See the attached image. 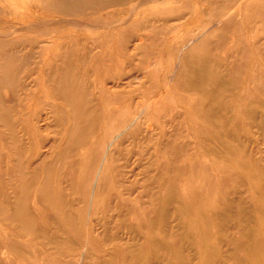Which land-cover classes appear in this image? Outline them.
I'll list each match as a JSON object with an SVG mask.
<instances>
[{
  "label": "rangeland",
  "instance_id": "374dc122",
  "mask_svg": "<svg viewBox=\"0 0 264 264\" xmlns=\"http://www.w3.org/2000/svg\"><path fill=\"white\" fill-rule=\"evenodd\" d=\"M29 1L31 2V0H21V4L15 8L20 10ZM139 1L103 0L97 8L87 6L82 13H78V11L71 13L67 17H75L86 23L95 18L107 21V23H97L96 27L83 32L81 35L79 34V36L74 35L77 36L74 39H70L68 36L58 39L57 33L64 31L68 33L70 30L65 26L57 27L56 23L48 28L36 29L26 33L10 27L4 28L1 25L7 20L6 12L0 6V32L7 34L5 31H11L12 34L11 36H0V54L4 44L7 43L6 40L10 37L15 38L13 48L18 52L16 56L18 78L16 86L13 88L14 94L12 88L9 87L0 91L2 100H6L4 107L7 109L5 110L9 113L6 119L0 117V135L6 139L0 138V153H3L4 156L0 159H6L7 162L10 158L19 160L16 156L13 158L12 152H10L11 148L17 146L18 150L23 151L19 163L27 174L32 172L34 167L40 163L39 160L33 158V148L39 145L38 134L34 135V140H31L30 135L25 130V125L27 126L31 123V119L35 118L34 114L48 118L46 122L43 120L39 124L43 127L40 138L45 141L40 152L44 154L43 156L58 159L61 172L67 169L73 160L79 159L87 150L86 147L80 146L73 154L57 157L52 154L50 148L55 135V126L54 122L50 123L52 117L50 118L51 115L47 111V100H51L50 91H54V88L46 85V74L49 71L50 61L60 49L59 46L66 49H76L77 54H82L85 57L84 59L75 57L70 70L73 68L75 79L77 81L80 79L82 86L85 87L86 84V91L90 100L94 99L95 95H99L101 99L98 103H102L103 110H105L107 90H119L126 94L123 100L112 101V104L106 106V109L114 110L117 106L120 107L121 110L117 109L116 113H122L126 122L120 121L121 114L110 120L102 118L97 133L92 138L101 142V136H104L107 129L110 128L111 132H117L118 128H125L132 121H136V124L127 130L123 137V153L116 152L114 154V159L117 158L114 164H117V168L122 170V175H115L114 170L112 176L109 175L110 178L108 177L105 193L95 200L96 209H99L103 206L106 197L113 198L112 208L109 212V236L107 238H112V235L115 234L118 235V240L110 244L114 245L121 242L124 245L127 241H132L137 232L143 236H157L161 231L162 226L159 221H149L148 225L138 228L129 225L127 220L129 217H136L140 214L147 217L172 218L174 215L183 214L203 224L201 229L194 230L197 241L202 245L199 247H202L204 251L203 264H264V90L259 89L257 100L247 94L238 97L237 93L241 90H251L254 86L252 83H247V71L243 72L236 68V83H233L226 62L219 64L213 60L204 63L199 60L197 53L194 54V57H189L185 63L183 79L186 83L184 85L174 88L171 83L167 84L161 77L162 86L159 85L160 90L155 89L154 93L148 92L146 89L149 82L144 76L143 70H132V67L128 66L121 79H105L107 71L104 70L107 69V63L111 64L112 60L115 62L114 64L112 61L113 69H116L117 65L120 64L122 58L115 51L110 52L117 44L116 42L130 33H135L139 39L144 33L140 28L146 25L150 27L147 33L152 37L145 42L142 52L147 51L148 64L151 66L153 63L158 64L160 66L158 73L163 74L169 70V65L175 62L173 54L169 53L170 44L167 43V39L171 38L177 29L179 35L183 36L184 39V35L188 34L190 30H199L206 25H208L206 28H209L218 18L225 20L234 10H238L240 2L244 0H205L198 2L187 0L184 4L181 3L186 0H160L157 3L142 5L139 4ZM250 3L261 8L260 11L255 13L244 8L242 14L237 16L239 26H231L226 30H219L211 34L212 40L220 37L225 40L220 50L212 51V57L227 56L230 48L234 50L233 58L230 60L236 59V49L234 48L236 45L234 46V44L240 39L248 40L252 35V33L244 34L242 32H247V25L251 21L247 17L256 15L258 18H262L264 15V12H261L264 11V0H250ZM201 7H205L202 12L197 9ZM120 8L122 9L120 10ZM151 12H155L157 17L150 19ZM47 15L45 9L39 12V17ZM53 17L59 19V16L55 14ZM190 21L187 30H181ZM203 22L206 24L203 25ZM120 23L121 25H119ZM104 24H106L105 27ZM152 25L156 26V29H151ZM159 29L161 30L160 33H158ZM71 31L78 30L73 29ZM218 35L219 37H217ZM106 36L107 38H105ZM137 37L133 40H136ZM51 41H55L57 46L52 47ZM138 42L140 41L137 40ZM142 57L143 53L139 54L135 62H141L142 60L139 61V59ZM262 62L264 64V58ZM188 64L200 69L206 66L207 71L194 72L188 68ZM208 67L213 68L214 72L208 71ZM218 68L219 71L216 74ZM157 79L155 77V82L161 84V81L157 82ZM200 79L208 82V88L213 84L217 85L220 92H217L216 101L220 100L222 103L223 111L221 114L205 117V111L208 109L205 103L193 107L188 102H182L181 98L205 99L209 97L205 91L206 87L203 89L201 82L199 86L189 84L190 80ZM243 81L244 83L241 84ZM259 83L263 86L264 80L259 81ZM161 90L163 92L168 90L172 100L165 99L162 102L159 101L157 106L154 105L157 114L153 117L150 112V108L153 110L152 105L150 107V102L154 98H160ZM60 103L66 106L65 102ZM3 109L0 105V112H3ZM190 112H195L196 117L190 118ZM84 120L86 122L87 119L84 118L82 122ZM73 121L74 118L69 116L67 124L64 123L62 127L60 126L62 129L60 138L65 136L66 127L72 126ZM22 128L25 131H22ZM13 135L17 136L16 144ZM169 141L174 143V147L165 152L166 150L162 146ZM182 144L188 145L183 153L182 151L178 152L177 149ZM64 146L66 144L59 147L57 152L63 153ZM188 150L189 152L186 154ZM176 155L179 157L177 164L172 158ZM192 157L196 160L197 166L204 164L209 168L212 180L210 178L209 189L205 190L206 182H203L201 172L195 173L193 180L199 181L196 187L201 199L198 198V201L194 200L185 204L184 201H178L177 191L181 189L187 192L191 189L188 184H185V181L189 179L190 171L194 166L193 163H190ZM154 158H158V161L166 163L168 166L163 171L165 174L162 176L163 178L157 182L154 177L156 175L158 177L159 174L156 173L155 166H152ZM112 163H110L111 170L115 168ZM189 163L191 164L190 171L188 170ZM62 166H64L63 169ZM86 166L87 163L80 166L77 174L82 173ZM113 166L114 168H112ZM180 167H186V170L179 174L178 168ZM176 174H179L178 177ZM61 186L67 187L70 194L66 197L65 215L70 213L80 220L75 231H78L85 240V229L90 227L91 219L101 215H91L90 207H86L87 204L84 199L79 200V192L69 186L68 182L62 181ZM132 188L134 193H132ZM121 191L126 193L121 196L122 199H141L142 206L137 212L127 209L120 213L117 203L121 200ZM34 206L38 207L37 204ZM188 206H191L193 212L187 210L186 207ZM21 217V214L14 209L12 204L5 203L3 195L0 194V226L5 230L7 229L8 232L11 230L18 234L5 237V230L0 231V247L2 246L0 257L3 259L0 264H33V256L38 249L43 253L48 250L57 252L61 256L69 254L65 247L67 245L60 242L73 241L74 238L71 234L62 233L58 227L53 226L52 229L58 234L56 237L48 235L43 230L30 228L31 223L20 220ZM98 233L99 238L104 237L103 229L100 226H98ZM160 233L165 235L163 232ZM7 238L13 241L11 242L12 245L8 244ZM180 240H182L180 252L190 254L191 258L194 259L193 254H195L196 249H199V247L196 248V242L194 248L188 249L184 245V239L180 238ZM142 241L143 239L140 240V242ZM191 241H196L193 236ZM88 245L86 250H78L77 263L99 264L97 252L90 244ZM105 248L110 249L107 246ZM198 262L194 259L192 264Z\"/></svg>",
  "mask_w": 264,
  "mask_h": 264
},
{
  "label": "bare ground",
  "instance_id": "6f19581e",
  "mask_svg": "<svg viewBox=\"0 0 264 264\" xmlns=\"http://www.w3.org/2000/svg\"><path fill=\"white\" fill-rule=\"evenodd\" d=\"M102 1L103 0H35L33 2V0H31V2L29 1L23 5L24 8L21 7L22 9L18 10L15 7L21 4V0H2V3L0 2V6L3 10L5 9L7 20H5L1 26L4 28L10 27L17 31L26 33L36 29L48 28L53 23H56L57 27L65 26L70 30L68 33H65V31L57 33L58 39L67 36L70 39H74L75 37L79 36V34L81 35L83 32L96 27L99 22L102 24L101 22L107 23V21L105 19L103 21V19L100 20V18H95L93 21L86 23L81 19L79 20L78 18L67 16L76 11H78V13H82L84 8L87 6L97 8L98 5H101ZM159 1L160 0H140L139 4L142 5L147 3H157ZM198 1L205 0H196V2ZM186 2L187 0L182 1L181 4ZM244 8L245 10L249 9L255 13L261 9L258 8L257 5L253 6V4L250 3V0H244L243 2H240L238 10H234V12L230 14L225 20L218 18L215 19L214 23L211 22L213 24L209 28H206L208 26L206 25L199 30H190L188 34H185L186 36L184 35V39L183 36L179 35V30L177 29L175 34L171 36V38L167 39V43L170 44L169 53L173 54L176 64H174V62L169 65V70H166L163 74L158 73L160 70V66L158 64L153 63V66L148 64L149 58L147 57V51L142 52L144 50L143 45L152 37L147 33V30L150 27L146 25L142 26L140 30L144 31V33L141 37L139 36V39L135 33L127 34L120 41L116 42L117 44L113 47V49L110 50V52L115 51L116 54L122 59L120 60V64L117 65L116 69H113V60L111 61V64H109V62L107 63V69H104L107 71V77L105 79H121L126 73V67L129 66L132 67V70H143L142 72L149 82L146 88L148 92L150 91L154 93L155 89L160 90L161 87H159V85L162 86V81L160 80L161 77V79L165 80L167 84L171 83L174 88H178L186 83L185 79H183V73L187 59L189 57H194V54L197 53L199 60L204 63L213 60L217 61L219 64L226 62V65L228 66L227 68L230 70V78H233V83H236V68L243 72L247 71V83H252L254 86L251 90H241L239 93H237V95L238 97H243L247 94L254 100H257L259 98V89L264 90V85L262 86L259 83V81L264 80V64L262 62V59L264 58V30H261L262 28L264 29V15H262V18H258L256 15H251V17L246 16L247 18H250L251 21L247 25V32H242L244 34L252 33V35L250 38L248 37V40L240 39L239 42L234 44V46L236 45V47L233 46L236 49L235 60H230V58H233L232 56L234 52V50H231L230 48L229 51L228 48H226L228 51L227 56L222 57L218 55L212 57V51L220 50L223 47L225 40L222 39V37L212 40L210 38L211 34L216 33L219 30H226L231 26H239V23L237 22V16L242 14ZM43 9L46 10L48 15L45 17H39V12ZM121 9L122 8H120V10ZM197 9L202 12L205 10V7ZM53 14L59 16V19L54 18ZM156 17L157 14L155 12H151L150 19ZM259 22L260 25H258ZM190 23L191 21L186 23V26H183L184 28L181 30L186 31ZM202 24L205 25L206 23L203 22ZM105 25L106 24H104V27ZM119 25H121V23ZM151 27V29H156V26L154 25ZM73 29H77L78 31H71ZM5 32H7V34L0 32V36L3 37L12 35L11 31ZM160 32L161 30L159 29L158 33ZM107 36L105 38H107ZM136 37L137 39L133 40ZM217 37H219V35ZM137 40L140 42L137 43ZM6 42L7 43L4 44L2 53L0 54V91L5 87H9L10 89L12 88L14 94L15 90L13 88L16 86L18 78V67L16 64V56L18 52H16L13 48L15 44V38L10 37V39H7ZM51 44L52 47L57 46L55 41H51ZM59 47L60 49L58 52H56V54H54L53 60L50 61V66L48 67L49 71L47 72V78L45 79L46 85L48 84L50 88H54V91H50L51 100H47V111L48 114L51 115L50 118L52 117L50 123L54 122L55 126V135L53 137L52 143L50 144V148L52 149V154L56 155L57 157L61 155L63 156L73 154V152L76 151V149L80 146L86 147L87 150L83 152L79 159L73 160L70 163V166L61 172V165H59L57 162L58 159H55L54 157L43 156L44 154L40 152L45 141L40 138L42 136L43 127H41L39 124L43 120L46 122V119L48 118H43L39 114H34L35 118L31 119V123L27 124L28 127L25 125V130L26 133L30 135L29 137L31 140H34V135L38 134L37 137L39 138V145L36 148H33V158L39 160L40 163L34 167L32 172L27 174L19 163V160H21L20 155H22L23 151L21 149L18 150L17 146L11 148L10 152H12L13 158L16 156L19 158V160H13L10 158L7 162L6 159H0V194L3 195L5 203L12 204L14 209L21 214L22 217L20 220H23L24 222L29 221L31 223L30 228L34 227L39 231L43 230L46 232V234L54 237H56L58 232L52 228H54L53 226H56L62 231V233L71 234L74 238L73 241L60 242L67 245L65 246L69 253L67 256H61L57 252L49 250L47 251V249V252L43 253L38 249L34 253V261H32V263L79 264L77 263L78 250H86V248L89 246L88 244H90V246L98 254L97 261L99 264H192L194 259L199 261L197 264H203L204 251L202 250V247H199L202 245L199 241H197L196 234L194 232L196 229H201L203 224L195 221L194 219H190L183 214L174 215L172 218L147 217L140 214H138L136 217H129L127 218L129 225L138 228L148 225L149 221H159L162 226L160 232H163L165 235L159 232L157 236H143L140 232H137L132 241H127V243L124 245L121 242L115 243L114 245L110 244L118 240V235L115 234L114 236L112 235V238H107V236H109V212L112 208L113 198H109V196L106 197L103 201V206L99 209H96L95 200L105 193L107 189L108 177L109 175L110 177L112 176L114 170L116 172L115 175H122V170L117 168V164H114V162L117 160V158L114 159V154H116V152L119 154L123 153V137L127 133V130L136 124V121H132L125 128L122 127L123 129L121 127V129L118 128L117 132H111V129L109 128L106 130L104 136H101V142L94 140L92 137H94V134L97 133V129L102 118L105 120H110L118 117V114H121L120 121L126 122V119L124 116H122V113H116L117 109H119V111L121 110L120 107L117 106L115 110L106 109V106L110 103L112 104V101L119 102L123 100L126 94L125 92H121L119 90H107L108 94L106 95L105 99L107 105L105 106V110H103V106L101 105L102 103H98L101 99L100 96L95 95L94 99L92 98V100H90L86 91V84L85 87L82 86V81H80L79 76L78 82L75 79L74 73L72 71L73 68L70 70L71 63L75 57L77 59H84L85 56L82 54H77L76 49H66L62 46ZM141 53H143V57L142 59H139V61H142L136 63L135 60ZM113 63L115 64L114 61ZM188 68L192 69L194 72L199 70L207 71L206 66H204L203 69H200L198 67L189 66L188 64ZM208 71L214 72L213 68L209 67ZM218 71L219 68L215 73L218 74ZM155 77L158 78L157 82L161 81V84H157L155 82ZM200 82L204 87L203 89L206 87L205 91L209 94V97H206L205 99H196L192 97L181 98L182 102H188L190 106L192 105L193 107L197 106L198 104L205 103V106H208V109H206L204 114L205 117H210L213 114H221L223 111L222 103L220 100L216 101L218 98L217 92H220L217 85L213 84L208 88V82L204 81V79L196 81L190 80L189 84L199 86ZM243 83L244 81L241 84ZM238 86L240 87V85ZM168 90L164 92L161 90V94H158L160 98H154V100L150 102V107L152 105L153 108V110L150 108V112L153 117H155L157 114V109L154 107V105L158 104L159 101L162 102V100L165 99L168 101L172 100ZM59 101L65 102L66 106L62 105V103ZM0 105L2 106V109L4 108V111L0 112V117L6 119L9 113L6 112L5 109L7 108L4 107L6 106V100H2L1 95ZM69 116L74 118L73 125L66 127L65 132L67 133L65 136L60 138V135L62 134V129H60V126L62 127L64 123L67 124L66 122ZM189 116L190 118L196 117V113L190 112ZM84 118L87 119L86 122L85 120L82 122ZM34 119L35 121H33ZM25 130L22 128V131ZM0 138L6 140L2 135H0ZM108 139H110L109 142H106ZM13 140L16 144L18 141L17 136L13 135ZM58 143H60V145H58ZM65 144L66 146H64L63 149L64 152H57L58 148ZM187 146V144L178 146V152L182 151L183 153ZM173 147L174 143L170 141L162 146V148L166 150L165 152ZM188 152L189 150L186 152V154H188ZM0 157H4L3 153H0ZM172 158L177 164L179 157L176 155ZM158 160V158H154L152 162V166H155L156 173L159 174L158 177L157 175L154 177L156 178V182L163 178L162 176L165 175L163 171L168 168L166 163L160 162ZM14 161H17V163L13 164ZM195 161L196 160L192 157V162L190 163H193L194 166L190 171L189 169L191 164L189 163L190 166L188 167V170L190 171V175L189 179L185 181V184H188L191 189L187 192H184L179 188L180 190L177 191L178 201H184L185 204H189L194 200L198 201V198L201 199V197H199V191L196 187L198 186L197 184L199 181L197 179L193 180V175L195 173L201 172L203 182H206L207 184H205V190L209 189L211 182L210 178L212 180V175L209 168L204 164L203 166H197ZM111 162H113L112 164L115 166V168L114 166L112 167L114 168L112 170L110 169ZM85 163H87V166L85 167L84 171L80 174H77L78 168ZM177 167L179 166L177 165ZM219 167L218 169H220ZM63 168L64 166H62V169ZM185 170L186 167L178 168L179 174ZM60 174H62L61 177ZM179 174H176V177H178ZM62 181L68 182L69 186L77 189V192H79L80 195L79 200L84 199L87 204L86 207H90L91 215H101L100 217L91 219L89 224L90 227L85 229V240L83 239V236L78 233V231H75L80 220L76 219L73 214L68 213L65 215V207L67 204L66 197L69 193L67 187L61 186ZM134 192L135 191L132 188V193ZM123 194L124 191H121L120 198ZM117 197H119L118 194ZM130 200V198H121V200L118 201L117 206H119L118 208L120 213L127 209L137 212L140 209V206H142L140 198H134L131 201ZM35 204H37L38 207H35ZM186 208L189 212H193L191 206ZM98 226L103 229V238H99ZM1 230L5 229L0 226V231ZM4 235L5 237H11L12 235L18 234L13 233L11 230L8 232L6 229ZM192 236L196 241H191ZM180 238L184 239V245L188 249L194 248V243L196 242V248L199 247V249H196L195 254H193L194 259L191 258L190 254L180 252L179 249L182 245V240H180ZM7 239L8 244L12 245L11 242L13 241L9 240V238ZM141 239H143L142 242H140ZM105 246L109 247L110 249H106ZM129 246H132V248H129ZM1 248L2 246L0 247V251ZM7 253L5 254L7 255ZM2 262L3 259L0 257V263Z\"/></svg>",
  "mask_w": 264,
  "mask_h": 264
}]
</instances>
